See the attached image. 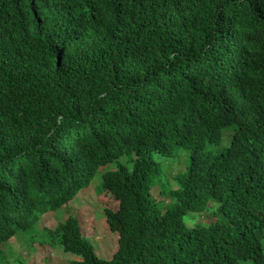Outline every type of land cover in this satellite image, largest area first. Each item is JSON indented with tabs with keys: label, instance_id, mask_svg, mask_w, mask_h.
I'll use <instances>...</instances> for the list:
<instances>
[{
	"label": "trees",
	"instance_id": "trees-1",
	"mask_svg": "<svg viewBox=\"0 0 264 264\" xmlns=\"http://www.w3.org/2000/svg\"><path fill=\"white\" fill-rule=\"evenodd\" d=\"M99 170L108 260L73 215L37 228ZM21 230L68 264H264V0H0V244Z\"/></svg>",
	"mask_w": 264,
	"mask_h": 264
},
{
	"label": "rangeland",
	"instance_id": "rangeland-1",
	"mask_svg": "<svg viewBox=\"0 0 264 264\" xmlns=\"http://www.w3.org/2000/svg\"><path fill=\"white\" fill-rule=\"evenodd\" d=\"M172 167L174 171L179 168L176 165ZM101 175L99 170L90 185L81 189L65 206L42 215L38 213L37 228L52 230L56 224L73 215L79 222L82 238L93 247L97 257L108 260L117 249V235L109 229L104 209L115 210L117 202L108 192H99ZM171 185L176 188L175 184ZM35 233L21 230L6 243H1L0 264H68L70 260L79 258L63 252L57 244L51 246L47 235Z\"/></svg>",
	"mask_w": 264,
	"mask_h": 264
}]
</instances>
